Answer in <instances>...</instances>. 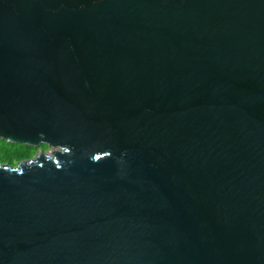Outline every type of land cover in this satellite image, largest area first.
<instances>
[{
	"label": "water",
	"instance_id": "95a60500",
	"mask_svg": "<svg viewBox=\"0 0 264 264\" xmlns=\"http://www.w3.org/2000/svg\"><path fill=\"white\" fill-rule=\"evenodd\" d=\"M0 264H264V0H0Z\"/></svg>",
	"mask_w": 264,
	"mask_h": 264
},
{
	"label": "trees",
	"instance_id": "16d2710c",
	"mask_svg": "<svg viewBox=\"0 0 264 264\" xmlns=\"http://www.w3.org/2000/svg\"><path fill=\"white\" fill-rule=\"evenodd\" d=\"M31 149V147L25 146L17 147L16 145L12 146L5 143L0 144V152L4 157L3 161L8 164H12L14 160H23L28 158L32 153Z\"/></svg>",
	"mask_w": 264,
	"mask_h": 264
},
{
	"label": "rangeland",
	"instance_id": "374dc122",
	"mask_svg": "<svg viewBox=\"0 0 264 264\" xmlns=\"http://www.w3.org/2000/svg\"><path fill=\"white\" fill-rule=\"evenodd\" d=\"M4 144V142H2L1 140H0V144ZM6 144V143H5ZM9 145V144H8ZM10 145H12V144H10ZM13 146V145H12ZM17 147H20V145H16ZM31 151H32V153H31V155L28 157V158H26V159H23V160H28V159H32V158H34V156H36L38 153H40V152H42V153H44V154H47L49 151H50V149L48 148V147H43V146H40V147H38V148H32L31 149ZM3 159H4V157L2 156V154H1V152H0V163L2 164V165H9V166H11V167H15L16 165H17V163H19V162H21V161H23V160H14L13 162H12V164H8V163H5L4 161H3Z\"/></svg>",
	"mask_w": 264,
	"mask_h": 264
}]
</instances>
